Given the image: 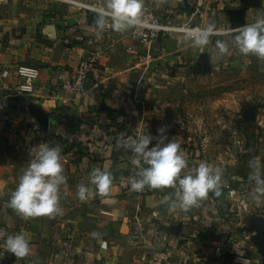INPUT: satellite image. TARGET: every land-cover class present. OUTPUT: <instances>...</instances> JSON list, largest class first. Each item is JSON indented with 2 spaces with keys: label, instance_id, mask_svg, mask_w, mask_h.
Returning a JSON list of instances; mask_svg holds the SVG:
<instances>
[{
  "label": "crops",
  "instance_id": "obj_1",
  "mask_svg": "<svg viewBox=\"0 0 264 264\" xmlns=\"http://www.w3.org/2000/svg\"><path fill=\"white\" fill-rule=\"evenodd\" d=\"M81 1L103 5V0ZM142 5L163 18L199 26L216 18L227 22L231 14L222 0H203L201 5L198 0H142ZM94 16L59 0L0 1V231L22 232L31 242L29 255L16 258L2 249L0 240V264H150L161 251H167L168 264L233 262L242 255L233 245L227 248L217 232L225 230L223 212L230 198L250 188L254 193L250 162L264 171L262 139L254 143L245 135L257 133L258 127L247 126L242 114L228 125L223 106L233 105L227 96L215 114L203 110L204 98L183 94L184 80L168 72L184 69L177 63L191 56L184 38L160 35L137 41L130 29L115 32L110 20L97 35ZM89 54H95L98 64L88 74L85 91H62L61 82ZM18 65L37 69L30 93L17 90ZM178 120L185 122L184 129L178 128ZM142 121L149 122L143 132L154 137L149 147L160 135L175 137L187 159L185 172L201 162L220 167V195L209 193L197 207L169 211L173 188L124 191L138 169L131 152L118 144L139 136ZM162 127L165 132L158 133ZM42 144L61 147L63 168L77 165L74 182L87 187V196L69 205L67 191L61 190L59 214L23 219L8 200L32 148L37 151ZM92 169L111 174L107 195L97 194ZM252 255L250 264H264V252Z\"/></svg>",
  "mask_w": 264,
  "mask_h": 264
},
{
  "label": "clouds",
  "instance_id": "obj_2",
  "mask_svg": "<svg viewBox=\"0 0 264 264\" xmlns=\"http://www.w3.org/2000/svg\"><path fill=\"white\" fill-rule=\"evenodd\" d=\"M94 12L93 26L97 35L102 33L109 20L115 32L124 33L138 23L143 5L142 0H103L102 7L94 9ZM214 35L216 25L209 22L196 31L186 33V39L194 48H207L210 60L223 56L232 45L242 55L264 59V14H257L253 23L239 27L236 32L225 33L226 38L211 48ZM157 131L164 133L165 128ZM153 139L150 134H142L118 144L134 156L131 163L138 171L129 179L133 191L173 188L169 211L197 207L208 198L209 193L220 195L223 184V170L220 167L201 162L194 171L185 172L188 163L180 145L160 135L157 143L149 147ZM30 156L28 166L19 175L16 187L10 194L8 207L23 219L54 217L61 212L60 187L67 179L63 174L62 149L59 145L42 144L37 151L31 150ZM250 168L248 179L255 185L254 193L257 197L264 196V171L257 167L254 160L250 162ZM90 177L97 194L107 195L112 182L111 174L106 170L92 169ZM77 196L82 201L86 199L87 187L84 184L77 186ZM0 240L3 241L2 249L16 258H24L31 251L30 239L22 232L6 234L0 231Z\"/></svg>",
  "mask_w": 264,
  "mask_h": 264
},
{
  "label": "rangeland",
  "instance_id": "obj_3",
  "mask_svg": "<svg viewBox=\"0 0 264 264\" xmlns=\"http://www.w3.org/2000/svg\"><path fill=\"white\" fill-rule=\"evenodd\" d=\"M222 2L224 8L230 6L231 14L227 22L214 18L216 21H212L216 29L236 32L239 27L253 23L257 14H264V0H222ZM215 4H218V1ZM232 17L237 19L233 20ZM194 26L200 28L204 25ZM174 36L181 40L179 35ZM225 38V34L214 35L210 47L214 48ZM182 42L190 45L188 53H191V56L182 57L177 63L179 67H185L184 69L171 68L168 73L172 76L178 73L179 80H184L181 81L184 86L183 94L199 95L200 98H204L203 110H210L215 114L221 111L220 99L227 96V101L233 105L223 106L229 113V117L224 114L227 124L233 126L237 115L242 114L247 126H257L259 129L257 133L251 134L250 131L245 133L247 139L254 143L262 139L260 142L264 143V59H258L254 55H242L232 45L223 56L210 60L207 48H194L186 38L182 39ZM146 122L149 126V122ZM141 129L143 132L144 129ZM254 143L251 144L252 147L256 146ZM63 169L67 179L60 187V191L66 190L68 194L66 201L69 205H74L79 201L75 193L78 183L74 182L79 168L73 162ZM240 187V185L235 186L234 190L237 191ZM237 196L239 197L237 199L230 198L232 203L228 209H224L223 213L227 214L225 230L221 232L219 229L217 234L221 235L224 243L228 242L227 248L233 245L232 248H237L236 251L242 256L251 258L254 253L261 255L264 252V196L257 197L251 188L245 194L238 192ZM228 256L233 257L234 254L227 253Z\"/></svg>",
  "mask_w": 264,
  "mask_h": 264
},
{
  "label": "built area",
  "instance_id": "obj_4",
  "mask_svg": "<svg viewBox=\"0 0 264 264\" xmlns=\"http://www.w3.org/2000/svg\"><path fill=\"white\" fill-rule=\"evenodd\" d=\"M1 1V0H0ZM67 4H71L83 10L90 11L92 14H95L94 9H99L102 6L92 4L89 2L81 0H59ZM181 1V0H177ZM203 0H198V4L201 5ZM201 28V27H200ZM198 26H194L185 21H177L175 18H163L158 16L153 11L148 9H143L142 15L138 23L130 29L131 37L137 41H145L156 39L160 35L171 36L179 35L186 38V33L190 31L198 30ZM229 32V30L216 29V35H223ZM97 57L95 54H89L85 59H82L78 64L73 68L72 73L67 78L61 82V90L66 93H83L86 89V81L90 70L97 67ZM17 76L20 78V81L17 84V90L21 93H30L33 91L34 81L38 76L37 69L29 65H18L15 70ZM178 128L180 130L184 129L185 122L183 120L176 121ZM3 127V122L0 121V128ZM148 127L146 121L141 122V128L144 130ZM146 134L144 132L140 135ZM172 140L175 139L174 136H171ZM35 152L34 148H32ZM228 151V150H227ZM229 154H231L229 152ZM32 158V157H31ZM30 158V160H31ZM30 162V161H29ZM124 191H129L136 194H145L150 189L145 188L142 191H133L130 188L129 181L122 188ZM105 242H102L101 245H104ZM250 259L245 256H238L234 259L233 262L227 264H250ZM150 264H168V253L167 251H161L155 253L151 259Z\"/></svg>",
  "mask_w": 264,
  "mask_h": 264
}]
</instances>
